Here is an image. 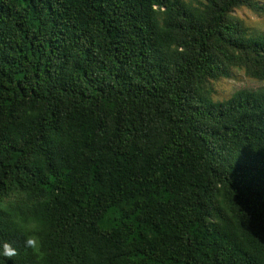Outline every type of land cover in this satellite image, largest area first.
<instances>
[{
	"label": "trees",
	"instance_id": "trees-1",
	"mask_svg": "<svg viewBox=\"0 0 264 264\" xmlns=\"http://www.w3.org/2000/svg\"><path fill=\"white\" fill-rule=\"evenodd\" d=\"M254 0H0V264H264Z\"/></svg>",
	"mask_w": 264,
	"mask_h": 264
},
{
	"label": "rangeland",
	"instance_id": "rangeland-1",
	"mask_svg": "<svg viewBox=\"0 0 264 264\" xmlns=\"http://www.w3.org/2000/svg\"><path fill=\"white\" fill-rule=\"evenodd\" d=\"M260 5L264 0H254ZM235 16L240 19L244 26L251 32H264V13L243 8L235 12ZM212 98L215 101L228 99L238 90H264V81L255 80L244 74L243 71L233 69L231 76L226 79L212 82Z\"/></svg>",
	"mask_w": 264,
	"mask_h": 264
}]
</instances>
